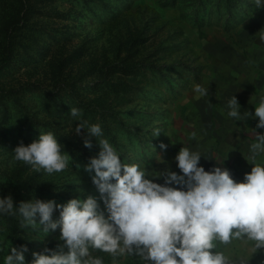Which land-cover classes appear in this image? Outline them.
Segmentation results:
<instances>
[{
    "label": "rangeland",
    "instance_id": "374dc122",
    "mask_svg": "<svg viewBox=\"0 0 264 264\" xmlns=\"http://www.w3.org/2000/svg\"><path fill=\"white\" fill-rule=\"evenodd\" d=\"M217 1L0 0V63L9 53L0 67V198L11 196L18 212L22 202L63 206L93 197L107 218L95 172L85 170L99 156L100 138L87 128L77 134L81 121L99 124L122 164H140L145 178L162 186L175 187L165 185L166 172L182 175L175 158L183 147L199 151L207 171L217 167L212 156L229 162L230 132L237 127L226 106L239 84L258 82L255 70H264V42L256 35L264 30V6L233 0L227 12L216 10ZM19 17L21 26L11 28ZM195 84L207 87L208 96L197 99ZM72 107L81 111L79 120ZM47 132L69 156V167L51 175L14 159L17 146ZM60 212L54 209L53 222ZM5 216L28 249L24 264H32L33 253L51 254L45 249L68 251L59 227L45 232L38 216L32 228L18 214H0V264L13 248H4ZM90 251L112 264L107 254ZM217 251L232 264L243 255ZM117 264H139V256L120 257Z\"/></svg>",
    "mask_w": 264,
    "mask_h": 264
},
{
    "label": "clouds",
    "instance_id": "9594fccd",
    "mask_svg": "<svg viewBox=\"0 0 264 264\" xmlns=\"http://www.w3.org/2000/svg\"><path fill=\"white\" fill-rule=\"evenodd\" d=\"M256 8L264 6L254 0ZM264 42V30L256 34ZM197 99L208 96L207 87L195 84ZM227 116L241 117L235 96L227 102ZM71 116L79 120L81 111L71 108ZM256 125L264 129V97L255 107ZM87 128L91 136L99 137L98 158H91L86 171L95 172L93 184L101 194L108 216L98 211L93 197L86 200L71 199L66 205L54 201L22 202L14 210L11 196L0 198V214L19 215L24 226H44V231L60 228L63 247L51 254L33 253L32 264H104L101 257L92 256L99 251L117 264L120 257L137 255L150 264H232L217 245H229L233 240L253 242V252L264 249V163L258 157L264 154V134H256L250 144L247 160L254 166L245 174L244 182H236L229 170L215 167L205 171L199 165L201 153L188 147L180 149L176 160L182 175L166 172L165 185L186 186L187 190L162 186L145 178L138 163H121L114 146L102 138L99 124H77V134ZM159 129L152 135L158 136ZM191 139L196 133H191ZM91 148V141L85 140ZM61 144L53 132L41 133L38 142L28 146L22 143L14 149V159L31 166L35 172L43 170L51 175L69 167V156L61 153ZM161 149L167 146L160 145ZM115 181L112 183L111 181ZM55 208H61L59 221L53 222ZM28 249L13 247L3 264H24Z\"/></svg>",
    "mask_w": 264,
    "mask_h": 264
},
{
    "label": "crops",
    "instance_id": "0c3cea01",
    "mask_svg": "<svg viewBox=\"0 0 264 264\" xmlns=\"http://www.w3.org/2000/svg\"><path fill=\"white\" fill-rule=\"evenodd\" d=\"M255 75L259 78L258 82L239 84L238 90H235V97L240 105L239 112L241 117H244L247 113L248 115L241 120L232 118L235 127L237 129L232 131L231 146L233 147V152L230 153V161L225 162L222 158V154H218V158L215 159L213 156L210 160H215L217 167L221 169H227L230 171L232 178L236 182H244L245 174L251 172V168L254 166L247 160L249 154V147L255 140L256 134H264V129H259L256 125L259 122V118L255 116V107L258 105L261 97H264V70H255ZM239 123V124H238ZM210 154L207 155V157ZM258 161L264 163V154L258 157ZM220 163V164H219ZM201 166L206 170L204 165ZM175 187L181 190H187L186 186L176 185ZM231 249L233 251L243 252L241 256L237 255L235 264H264V249H260L253 252V242L247 240H233L229 245H217V250ZM246 252V253H245ZM261 261V262H260ZM139 264H150L148 261H144L139 257Z\"/></svg>",
    "mask_w": 264,
    "mask_h": 264
},
{
    "label": "trees",
    "instance_id": "16d2710c",
    "mask_svg": "<svg viewBox=\"0 0 264 264\" xmlns=\"http://www.w3.org/2000/svg\"><path fill=\"white\" fill-rule=\"evenodd\" d=\"M233 5V0H218L217 4H216V10L220 9V6H222L223 9H225V11L229 12L231 10V7ZM24 20V17H23ZM22 23V17H19L17 20H15L11 26V28H16L18 26H21ZM7 52H8V48H7ZM8 55L7 54V58H5L1 63H0V67L5 66L8 63ZM1 221L4 222V224L7 226L6 228V235L8 236V240H7V244L4 247L5 249L8 247V245L10 244V247H15L17 249H20V247L22 246V243L20 242V237L18 236V232H17V227L14 224V221L12 218L5 216V218L3 219L1 217ZM32 259L31 257L29 258V260Z\"/></svg>",
    "mask_w": 264,
    "mask_h": 264
}]
</instances>
